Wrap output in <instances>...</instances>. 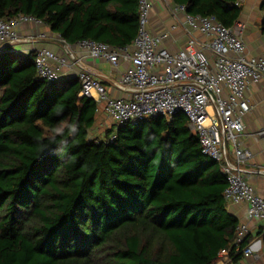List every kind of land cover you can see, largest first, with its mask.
I'll use <instances>...</instances> for the list:
<instances>
[{
  "label": "trees",
  "instance_id": "trees-1",
  "mask_svg": "<svg viewBox=\"0 0 264 264\" xmlns=\"http://www.w3.org/2000/svg\"><path fill=\"white\" fill-rule=\"evenodd\" d=\"M232 26L237 0H174ZM139 0H0L74 44L130 45ZM264 8V5H263ZM264 22V21H263ZM264 24V23H263ZM78 78H39L34 51H0V264H214L236 250L220 164L182 112L93 137L97 102Z\"/></svg>",
  "mask_w": 264,
  "mask_h": 264
},
{
  "label": "built area",
  "instance_id": "built-area-1",
  "mask_svg": "<svg viewBox=\"0 0 264 264\" xmlns=\"http://www.w3.org/2000/svg\"><path fill=\"white\" fill-rule=\"evenodd\" d=\"M245 0H237L242 6ZM152 0H139V28L132 44L112 46L92 39L68 43L59 34L40 31L43 20L19 14L0 17V49L22 39L21 24L38 29L27 35L35 53L39 78L57 82L73 73L80 81V96L93 98L116 123L138 122L153 116L172 118L179 112L186 115L190 129L198 136L204 154L215 159L226 177L224 191L228 202H246L250 219H264V197L245 177V166L254 153L246 146L245 116L251 109L245 91L264 77V54L248 53L245 40L246 23L232 26L221 23L214 15L192 14L185 5L176 8L185 12V25L192 34L202 32L209 40L198 46L193 36L176 51L164 45L166 34L152 33L149 28ZM56 41L62 52L50 46L35 47L38 40ZM83 51L94 58L105 59L114 66L128 61L118 83L131 90L128 98L109 94L107 86L82 67L75 52ZM100 109V110H101ZM264 135V128L254 136ZM264 174V168H258ZM249 233L246 223L236 230V250ZM248 244L243 256L253 255ZM231 264H242L238 261Z\"/></svg>",
  "mask_w": 264,
  "mask_h": 264
},
{
  "label": "crops",
  "instance_id": "crops-1",
  "mask_svg": "<svg viewBox=\"0 0 264 264\" xmlns=\"http://www.w3.org/2000/svg\"><path fill=\"white\" fill-rule=\"evenodd\" d=\"M152 3L149 28L152 33L166 34L164 45L168 49L176 51L183 48L189 36H193L196 39L198 46H202L209 40L207 35L199 31L190 34L185 25V12L176 8L181 4L176 3L174 0H152ZM263 5L264 0H245L241 6V14L238 18V21L246 23L245 40L247 49L248 53L254 56L264 54ZM39 30H47L51 34L57 35L47 25H43ZM20 32L23 36L22 39L19 42L13 43L12 47L18 54L26 55L34 49L26 36L32 32H38V29L30 24H24L20 28ZM46 45L56 51L62 52L63 48L61 45L53 40H38L35 47ZM75 53L76 57L80 59L82 67L87 69L95 78L101 80L107 86L110 95L115 97H130L131 90L122 87L118 83L120 74L129 66L128 61H121L118 66H114L105 59L94 58L83 51ZM73 78L76 77L71 73L60 81ZM245 97L250 103L251 109L245 116L246 129L243 139L246 146L251 148L254 153L253 158L244 167L245 177L254 186L257 193L264 197V174L257 171L258 168H264V135L254 136L264 128V77L258 82L251 84L245 91ZM100 109V105L97 103L96 117L108 118L109 116L106 112ZM111 120L113 125H118L113 119ZM112 124H110L109 129L114 127ZM96 125L98 126L97 123ZM96 129L98 130V127ZM100 130H104V124L103 126L100 125ZM226 202L228 213L238 219V225L246 223L249 226V244L254 249L253 255H242L238 262L242 264H264V219H250L248 217L249 204L246 202H228L227 200ZM230 250V248L223 249L219 254V260L214 264H231L235 262V259L230 255Z\"/></svg>",
  "mask_w": 264,
  "mask_h": 264
},
{
  "label": "rangeland",
  "instance_id": "rangeland-1",
  "mask_svg": "<svg viewBox=\"0 0 264 264\" xmlns=\"http://www.w3.org/2000/svg\"><path fill=\"white\" fill-rule=\"evenodd\" d=\"M23 25L24 24H21V26L19 28H21ZM96 123L98 124V126L96 125ZM96 123L94 124L92 136L93 137H98V136L104 137L106 135V131L109 130V128H110V124H112V120L109 117L108 118H106V117L102 118V117L97 116L96 117ZM103 124H104V130L101 131L100 125L103 126ZM112 126H115V125L112 124ZM97 127H98V130L96 129Z\"/></svg>",
  "mask_w": 264,
  "mask_h": 264
},
{
  "label": "water",
  "instance_id": "water-1",
  "mask_svg": "<svg viewBox=\"0 0 264 264\" xmlns=\"http://www.w3.org/2000/svg\"><path fill=\"white\" fill-rule=\"evenodd\" d=\"M7 47H8V46H7ZM7 47L0 49V51H1V50H2V51L5 50Z\"/></svg>",
  "mask_w": 264,
  "mask_h": 264
}]
</instances>
